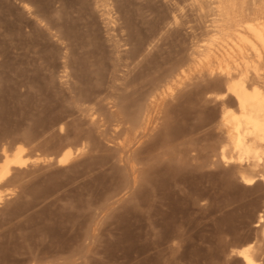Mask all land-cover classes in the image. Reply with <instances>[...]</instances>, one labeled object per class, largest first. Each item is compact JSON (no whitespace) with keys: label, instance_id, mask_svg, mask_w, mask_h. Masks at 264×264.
Wrapping results in <instances>:
<instances>
[{"label":"rangeland","instance_id":"1","mask_svg":"<svg viewBox=\"0 0 264 264\" xmlns=\"http://www.w3.org/2000/svg\"><path fill=\"white\" fill-rule=\"evenodd\" d=\"M94 2L0 0V155L22 145L29 159L0 185V264H244L247 246L264 264V183L212 165L219 75L193 68L136 129L112 121L197 51L211 18L190 0H112L111 26Z\"/></svg>","mask_w":264,"mask_h":264},{"label":"bare ground","instance_id":"2","mask_svg":"<svg viewBox=\"0 0 264 264\" xmlns=\"http://www.w3.org/2000/svg\"><path fill=\"white\" fill-rule=\"evenodd\" d=\"M94 1L101 8L107 23L115 26L112 0ZM190 1L197 5L199 12L211 18L205 40L195 53L192 51L190 57L179 61L161 79L151 84L146 91V104H138L130 112L131 105H122L112 113V121L115 127L127 122L136 129L146 123L149 106L161 105L165 99L174 98L175 92L190 80L193 68L198 71L206 69L209 77L219 75L225 88L224 93L213 98L220 107L216 128L223 137L213 154L216 159L212 165L233 168L245 186H254L258 180L264 183V0ZM25 8L32 15L31 7L26 5ZM42 22V26H47ZM176 23V17H173L172 24ZM71 30L72 27L67 25V29L57 30L53 36L59 40L62 33L70 34ZM227 104L234 105V109ZM86 111L90 112V121L94 122L95 111L92 108ZM169 134L171 128L167 127L164 135ZM62 148L55 159V164L61 167L68 166L86 151L83 142L75 149L71 143ZM24 150L22 145H16L11 153L5 148L1 150L0 185L13 169L26 167L29 159L24 157ZM9 191L0 190V203ZM261 222L260 234L264 241V213L259 214L256 226ZM235 253L244 264H260L250 246Z\"/></svg>","mask_w":264,"mask_h":264}]
</instances>
